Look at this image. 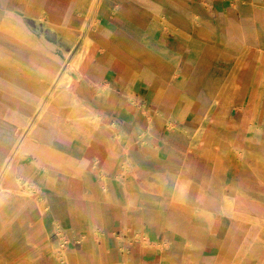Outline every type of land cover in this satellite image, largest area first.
Segmentation results:
<instances>
[{"label": "crops", "instance_id": "crops-1", "mask_svg": "<svg viewBox=\"0 0 264 264\" xmlns=\"http://www.w3.org/2000/svg\"><path fill=\"white\" fill-rule=\"evenodd\" d=\"M46 1L54 0L35 1L36 6L41 9L39 18L33 15L22 16L21 23L24 27L31 30L35 27L34 24L38 23L39 27L47 26L51 29L50 23L55 19L65 27L74 29L76 18L87 11V7L83 8L82 0H55L60 3L55 12L47 10ZM16 4V0H0V23L5 19L17 20L14 16ZM144 10L151 13L150 17L143 16ZM165 10L190 22L194 28L193 36L187 37L184 33L163 28L158 17H167ZM195 14L211 19L217 32H210L198 21ZM228 16L240 17L239 10L233 7L230 0H150L147 3L142 0H103L99 8L98 24L103 28L100 34L107 43L118 48L133 61L131 66L140 74L133 84L134 95L142 100L143 92L153 88L154 79L169 75L175 68L183 70L188 67L185 61L184 66L179 62L177 67L176 63L200 52V39L212 41L203 38V32L209 34L208 37L213 38L216 45L224 34L222 24ZM53 31L60 35L59 42L53 46L48 44L45 36L37 37L32 32L31 34L38 38L40 48L51 61L63 64L67 60V54L69 56L71 53L68 59L73 60L74 52L65 40L62 30ZM163 34L170 36L172 41L164 42ZM10 36L0 29V44L10 42ZM260 39L264 44V35ZM58 45H62L64 49ZM227 48L233 53L232 48ZM99 58L103 59L105 66L104 79L111 83L119 97L123 96L121 84L117 79L119 71L114 66L117 59L105 51L100 52ZM33 72L31 77L12 68L0 69V110L5 109L9 115L6 124L0 121L6 126L0 144L7 147L0 151H6L7 156L15 149L18 140L16 134L23 131L25 133L27 129L25 108L31 104L30 91L19 87L12 78L41 82L43 75L37 69ZM71 75H74V71ZM83 84L84 99L92 101V109L102 114L104 119L110 122V126L96 125L90 121L93 127L89 131L80 125V121L74 124L63 121L56 131H51L46 125H38L29 137L26 134L25 145L15 159L22 166L21 173L25 180H37L33 192L40 201L45 202L47 209L41 212L36 200L31 201L28 197L26 201H22L19 193H8L0 198V207L18 205L16 215L27 212L23 219L17 220L13 219L12 214L7 219L8 227L0 233V237L16 230L23 234L20 241L15 239L21 246L16 247L11 264H52L58 251H54L47 242L54 243L51 235L58 226L63 228L71 239L82 238L85 228L88 229L89 243H84L80 249H74L78 253L88 252L92 239L101 251V264L124 263L125 256L123 251H120V242H110L112 233L117 229L135 237L142 231L147 232L149 244L146 248L142 241L136 238L139 244L141 243L140 249L142 245V251L146 252L142 256L133 254L135 263L142 260V264H155L165 251L174 258L173 264H221L220 256L224 255L230 264H264L260 263L261 259H255L257 251L254 245L245 250V253L240 246L241 239L254 234L257 229L256 217L253 214L244 218L239 214L235 215L231 210L230 214L222 213L207 219L206 214L195 215L190 211H183L182 215L174 212L170 216L169 213L164 217L158 210L161 196H166V200L172 205L187 203L191 196H195L197 184L199 196L200 190L206 194L210 189L223 185L225 193L215 194L216 203L218 201L221 205L233 206L242 203V197L236 195L239 188L248 189L253 194L254 199L247 200L250 205L258 204L260 200L264 203V164H255L259 161L263 163L264 156L255 159L254 153L247 163L242 161L241 166L212 167L209 174L206 172L208 167H160V151L155 148L158 145L145 149V143L142 144L143 140L139 137L140 132L145 134V147H148L151 143L158 142V128L151 133L137 128L134 120L137 107H120L119 103L115 102L111 105V110L97 101L92 81ZM155 89V94L164 90L161 87ZM148 104L150 115L155 116L158 105L152 102ZM151 106L156 107L155 113L150 112ZM113 123L115 128L111 126ZM259 131L254 133L251 140L254 142L252 146H256L255 150L264 148ZM196 139L197 136L193 142L204 144L202 137L200 141ZM245 141L249 144L248 138ZM127 142L133 144L126 151ZM169 161L174 164V157L169 158L167 163ZM125 167L128 168L127 171ZM215 171L220 174L218 179ZM259 179L263 182H259ZM180 184L188 185L189 193L186 198L175 200V193ZM11 188L15 189L16 186L12 184ZM144 189L155 192L148 196ZM145 218L149 220L146 222ZM211 219L214 222L209 225L208 221ZM98 233H101L102 239ZM160 237L163 241L159 240ZM165 242L166 248L161 250V245ZM38 253L43 255L42 261L29 260ZM168 264H172L170 260Z\"/></svg>", "mask_w": 264, "mask_h": 264}, {"label": "bare ground", "instance_id": "bare-ground-1", "mask_svg": "<svg viewBox=\"0 0 264 264\" xmlns=\"http://www.w3.org/2000/svg\"><path fill=\"white\" fill-rule=\"evenodd\" d=\"M16 1V12L14 13V16L17 20L13 21L11 19H5L0 23V29L11 35L10 37L12 38L10 42L5 43L6 49L28 59L32 64L35 65V68L40 72V74L43 75V77L41 82H37L35 80L27 81L18 78H12L19 87L30 91L31 104L25 108V115L27 116L28 121L26 126L27 129L25 133H23V131L20 134H16L18 140L15 149L11 151L8 156L6 151H2L4 153L0 151V198L7 195L8 193H19L18 196L22 201H26L28 197L31 199V201L34 199L38 202L39 210L41 212H45L47 205L45 202L40 201L35 192H33V188H35V184H37L36 179L31 178V180H25L21 173L20 167L22 166L18 164V161H16L15 158L25 145L24 139L26 134L27 137H29L38 127V125H46L51 131H56L61 126L63 121H68L71 124H74L76 121H80V125L89 131L92 130L93 127L91 122L95 123L96 125L105 124L110 126V122L105 120L102 114L96 113L92 109V101H87L84 99L85 91L82 89L84 82L92 81L94 83V88L97 91V101L99 100L100 103L102 102V105L111 110V105H113L115 102H118L120 107H137L135 109L134 120L136 127L141 130H146L147 132L149 131L151 133V131H154L156 128H163L166 125L171 127L174 119L172 117V112L170 111L172 108L164 103L165 92L159 90L157 91V94H155L154 89L150 87L149 92H143L142 100L135 97L133 84L140 77V74L139 72H135L131 66L133 61L128 55L121 52L118 48L109 45L104 36L100 34L101 31H103V28H101V25L98 24L97 15L103 0H82L83 8L87 7V11L85 13L82 12L81 15L76 18V23L79 24V28L82 32V40L79 49L80 55L78 58L74 59L72 65H70L71 68H73L72 70H74V75H71V73L67 71L68 68L63 66V64H58L48 59L45 56L44 50L40 48L37 38L38 36L35 37L36 35H32L31 30L22 25V16L33 15L39 18L41 9L39 6H36V0ZM142 1H145L146 3L150 2V0ZM242 1L248 2L252 8L250 7L251 9L249 8L248 10L241 11L239 9L238 3L235 2L232 4L235 9L239 10L240 17L235 18L234 16H228L226 18L225 22L222 24V30L224 34L222 37L220 36L221 39H219V41L217 40L218 43L215 46L216 48L221 47L222 49H225L228 46L232 48L234 56L241 61L240 68H242L241 73L243 74L245 73V67L251 56L259 55L264 59V44L260 39L261 36L264 35V1ZM38 3L41 4V1ZM165 13L168 14L167 17H158L163 28L172 32L178 31L184 33L187 35V37L193 36L194 28L190 22L182 20L181 18H178L177 15L171 14L166 10ZM142 14L145 18H147L150 17L151 13L144 10L142 11ZM195 16L198 18L199 22H202L204 26L209 29L210 32H217V29L215 28V25L211 19H207L201 14H195ZM50 26L53 29L57 28L58 30H62V34L65 37V34H68L69 37L66 38V41L70 43V47H72V45L75 43L74 29H65L66 27L64 24L60 21H56L55 19H52ZM208 35L209 34L205 32L202 33L203 38L213 39L209 38ZM103 51L109 52L117 59V62L114 64V66L117 67L119 71V76L117 79L120 82L122 88L123 96L121 97L116 94L111 83L104 79L105 66L102 62L103 59L99 58L100 52ZM242 74H235L231 75L230 77V99L236 104L238 108L243 111H247L248 108H250L251 102L245 103V101H243L241 103H237L239 89L244 84ZM60 82L64 83L65 86L60 87ZM151 102L156 103L159 108L155 116H151L148 110V103ZM205 105H208V100L206 98L203 99L201 111L206 109ZM140 110L146 116L145 123L138 119ZM243 120L245 123L239 125V133L233 132L228 134L227 137L222 139V144L226 156L229 157L231 153L234 152L241 157L243 163H247L249 158L254 153L255 159H260L262 156H264V148L255 150L254 148L256 146H252L254 142L251 140L253 139L254 133L260 130L256 121L250 118H243ZM111 126L112 128L116 127L115 123L111 124ZM234 126L236 127V124ZM203 129L204 130H200L198 132V141H200L199 139L202 137L204 144L213 146L214 141L211 137L212 132L208 130L210 135H207L205 133L207 128L204 127ZM139 137L143 141L147 140L143 132H140ZM244 138L249 139V144H247ZM132 144L133 142H127L125 145V150L127 151ZM3 147L5 149L7 148L0 144V150H5ZM145 154L147 156V153ZM78 156H80V154ZM215 173L216 178L218 179L220 174L218 171H215ZM259 182L262 183L263 181L259 179ZM12 184L16 186L15 189L11 188ZM188 187L189 186L186 184H180L175 193V200H182L186 198L189 193ZM223 190V185L220 184L217 189H210V191L206 194L200 190L201 195L199 196V187L197 184L194 193L195 196H191L190 201L184 203L183 205H176L177 212H179L180 215H182L183 211H190L195 215L203 213L206 214L207 219L222 213L230 214L231 210L235 215L239 214L244 218H248L249 214H253L254 217H256L257 229L254 234L243 237L241 239L240 246L243 253H245V250H248L254 245L255 250L257 251L255 259H261L264 261V203L260 200V203L253 206L250 205L247 200L254 199L252 196L253 194L248 189L239 188L236 190V195L242 197V203L234 204L233 206L228 204L221 205L218 203V201L216 203L215 194L217 192L218 194L219 192L220 194H224L225 191ZM18 208V205L16 206L12 204H9L5 207H0V233L2 232V229L8 227L7 219L12 214L14 215L13 219L15 220L23 219L26 216V211L16 215ZM171 215L172 213H170V216ZM213 222L214 220L211 219L208 221V224L212 225ZM87 231L88 229L85 228V234L82 236L85 244L89 243L90 238ZM136 238H139L142 241L144 248H146V245L149 244L146 231H142L141 233L137 234ZM90 242L92 245L88 252L82 251L78 253L77 250L74 249V246L70 243V239L66 235V231L63 228H60L58 241L56 243L47 242V245L52 246L54 251H58L52 261L53 264H101L102 254L99 250V246L95 245L92 239ZM165 244L166 242L163 245L165 246ZM0 259H3L1 256V249ZM173 259L174 258H172L171 255L163 251L160 259L157 262L155 261V264H168L169 260L173 264ZM220 259L221 264H230L226 255L220 256ZM29 260L34 262L42 261L43 255L42 253H38L29 258Z\"/></svg>", "mask_w": 264, "mask_h": 264}, {"label": "rangeland", "instance_id": "rangeland-1", "mask_svg": "<svg viewBox=\"0 0 264 264\" xmlns=\"http://www.w3.org/2000/svg\"><path fill=\"white\" fill-rule=\"evenodd\" d=\"M230 1L232 4L235 2L238 3L241 11L248 10L251 7L246 1ZM59 4L60 3L55 0L52 2L49 1L47 2L46 8L48 11L55 12V9H57ZM207 4L210 5V3ZM37 24L35 23V27L31 28L32 34L38 37H41V35L45 36L48 44L52 46L59 42L60 35H57L54 33L55 31H53L55 29L58 30L57 28L50 29L47 26L39 27ZM65 29L70 28L66 27ZM65 35L66 37H64L66 40L69 35ZM81 40L82 32L79 28V24L76 23L74 26L75 43L70 47L74 52V57L73 60H69L68 57H71L72 53L69 56L67 54V60L63 63V66H66V68H68L67 71L70 73L74 71L70 65H72L74 59L78 58L80 55L79 49L81 46ZM162 40L170 43L172 38L167 34H163ZM210 40L212 41L208 42L200 39V52L186 60L177 61V67L179 62L181 66H184L185 61L186 65H188L186 69L178 70L175 68L169 75L157 77L153 80V89L157 87L164 89L163 91L161 90L162 92H165L164 103L172 108L170 111L172 112V117L174 119L171 127L166 125L156 131L158 142H155L154 144L151 143L148 147H145L147 141H142V144L145 142V144H143L145 149L154 148L155 145H158L155 148H158L160 151V167H208L206 172L209 174L212 171V167H232V165L235 167L241 166V164H243L242 160L234 152H232L229 157L225 155L222 139L227 137L230 133H239V125L245 123L243 118H250L257 121V125L260 128V139L264 143L263 57L259 55L251 56L245 67V73L242 74V68H240L241 61L234 56L231 50L229 48H216L214 44L215 41H213V39ZM58 47L64 49L62 45H58ZM6 68H12L15 71L25 73L31 77L34 73L33 70L36 69L35 65L28 59L22 55L8 51L6 49V44H0V69ZM235 74H242L244 79V84L239 89L237 103L243 101H245V103L251 102L250 108H248L247 111L238 108L230 99V77ZM59 86L62 87L65 86V84L60 82ZM149 90L150 88L145 91V93L149 92ZM95 93L97 95L96 90ZM204 98L208 100V105H205L206 109L201 111ZM155 110L156 107L151 106L150 112L155 113ZM8 116L9 115L5 109L0 110L1 122L6 124ZM138 119L145 123L146 116L141 110L138 114ZM235 124L238 125L235 127ZM204 127L207 128V130H205L207 135H210L208 130L212 132L211 137L214 141L213 146H209V144H198L197 141L193 142V139L198 136V132L204 130ZM5 128L6 126L0 123V138L4 136ZM244 139L246 140V138ZM142 144L140 142V147ZM165 144H169L170 146ZM171 156L175 159L174 164L171 161L167 163ZM255 164L260 166L264 164V162L262 163V161H259L255 162ZM125 170L127 171L128 168L125 167ZM195 174L199 175V173ZM144 192H147L148 196H152L155 191L144 189ZM175 207L177 206L172 205L166 200V196L160 197L158 210L164 217L169 213L173 214L174 212H177V208ZM145 219L146 222L149 220V218ZM60 228L61 227L58 226L52 233L51 239L54 243L58 241ZM16 231L7 232L0 237V242L3 244L0 248L1 256L3 257L2 260L0 259V264H11L13 262L12 255L16 253V247L18 246L19 248V246H21V244H17L16 240L20 241L19 239L22 238L23 234ZM98 235L100 236V239H102L101 233ZM183 237L185 238V236H182V238ZM68 238L70 239V243L77 249H80L85 242L81 237H78L77 239ZM137 239L133 235H129L128 233L125 234L121 229H117L112 233V238L110 240L111 244H114L115 241H119L120 246L122 247L120 248V251H123L122 254L125 256L124 263L122 264H142V260L139 263H135L132 258V255L135 253L142 256L143 253L146 252L142 251V245L140 249L141 243L139 244ZM159 240L163 241L162 237H160ZM161 248V250H163L166 248V245L164 247L161 245ZM260 263H264V261L262 260Z\"/></svg>", "mask_w": 264, "mask_h": 264}]
</instances>
